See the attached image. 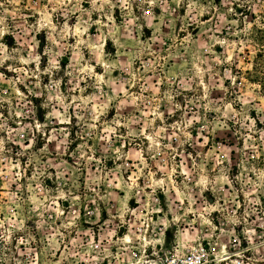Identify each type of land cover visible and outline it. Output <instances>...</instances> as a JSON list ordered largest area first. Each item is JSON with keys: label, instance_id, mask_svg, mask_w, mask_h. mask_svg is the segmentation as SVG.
Returning a JSON list of instances; mask_svg holds the SVG:
<instances>
[{"label": "rangeland", "instance_id": "1", "mask_svg": "<svg viewBox=\"0 0 264 264\" xmlns=\"http://www.w3.org/2000/svg\"><path fill=\"white\" fill-rule=\"evenodd\" d=\"M262 51L264 0H0L1 262L264 264Z\"/></svg>", "mask_w": 264, "mask_h": 264}, {"label": "built area", "instance_id": "2", "mask_svg": "<svg viewBox=\"0 0 264 264\" xmlns=\"http://www.w3.org/2000/svg\"><path fill=\"white\" fill-rule=\"evenodd\" d=\"M0 264H3L0 259ZM164 264H202L200 255H192L186 258L172 257L168 258Z\"/></svg>", "mask_w": 264, "mask_h": 264}, {"label": "trees", "instance_id": "3", "mask_svg": "<svg viewBox=\"0 0 264 264\" xmlns=\"http://www.w3.org/2000/svg\"><path fill=\"white\" fill-rule=\"evenodd\" d=\"M257 57H258V58H260V57H261V58H264V53H263V51L260 52V53L257 55ZM257 62H258V61H257Z\"/></svg>", "mask_w": 264, "mask_h": 264}]
</instances>
